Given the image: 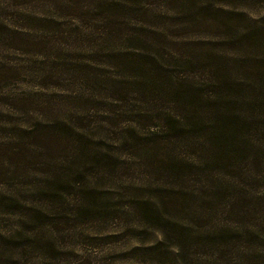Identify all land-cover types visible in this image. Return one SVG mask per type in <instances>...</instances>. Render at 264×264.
Wrapping results in <instances>:
<instances>
[{"label": "rangeland", "instance_id": "1", "mask_svg": "<svg viewBox=\"0 0 264 264\" xmlns=\"http://www.w3.org/2000/svg\"><path fill=\"white\" fill-rule=\"evenodd\" d=\"M184 1L186 14L183 11L169 18L167 13L177 9L179 1L146 0L143 6L132 9L128 26L140 28L139 33L144 32L141 28L162 30L170 49L206 40L209 34L199 20L208 15V5L215 0ZM235 1L243 6L245 19L264 16V0ZM22 7L26 17L27 7ZM88 9L95 12L94 5ZM67 13L66 8L51 10L47 16L54 19L49 25H33L36 31H27L21 20L10 21L9 17L0 27V232L28 227L40 240L51 237L58 251L50 254L60 264H178L174 260L176 249H169L166 255L144 250L161 238L153 228L159 224L153 218L156 210H168L175 219L191 225L194 232L188 239L192 241L205 213L199 212L196 202L192 204L191 195L176 191L184 185L169 174L165 163L188 158V187L203 196H212L210 182L197 177H254L258 175V169L252 167L256 164L248 159L247 151L214 164L206 152L196 150L203 144L204 133H175L165 126L163 117L139 121L130 110L141 99L134 92L137 85L132 73L115 67L102 52H95L113 44H104V24L83 12ZM112 30L131 33L116 24ZM10 36L17 43L10 42ZM111 83L126 87L129 93L125 101L111 97L115 94L111 91L115 88L108 86ZM154 111L153 115L159 112L156 107ZM254 111L253 116L248 115L250 126L242 130L251 129L248 133L253 134L241 145L261 152L255 131L262 125L259 115L264 112ZM107 142L112 148L106 147ZM118 143L123 146L120 156L115 152ZM83 147L90 149V154L72 156L71 161L76 159L72 172L77 167L85 172L67 177L70 173L64 171L62 177H53L47 164L67 161L68 151L75 154ZM109 160L118 165L110 174L102 168ZM203 168L206 171L195 175ZM238 171L243 174L238 175ZM171 192L177 203L160 205ZM205 205L213 207L214 202ZM189 206L193 213L187 210ZM190 245L193 254L186 263L213 261L208 257L217 246ZM222 251L226 255L220 259L228 264L229 253L226 248Z\"/></svg>", "mask_w": 264, "mask_h": 264}, {"label": "trees", "instance_id": "2", "mask_svg": "<svg viewBox=\"0 0 264 264\" xmlns=\"http://www.w3.org/2000/svg\"><path fill=\"white\" fill-rule=\"evenodd\" d=\"M162 1H179L177 9L167 13L169 18L183 14V11L186 14V1ZM218 1L208 5V10L214 11L213 13L200 16L199 23L209 34L205 36L207 39L198 43L184 42L182 47L175 49L165 45L168 37L163 41L165 35L162 30L141 28L144 32L139 33L140 28L128 26L127 17L132 14V9L143 6L146 0H0V16L3 17L0 19V27L5 26L9 17L10 21L21 20L27 31H36L33 25H49L54 18L47 16V13L60 8H66L68 13L83 12L84 16L88 14L93 21L104 24V44L113 42L103 46V51L100 49L95 52H102L101 56L115 64V67H123L132 73L137 85L134 92L141 98L137 106L130 109L134 112L132 115L137 116L139 121L153 116L158 120L163 117L166 120L165 126L176 131L175 133L189 135L196 130L200 134L204 133L203 144L196 150L206 152L214 164L233 160L232 155L247 151L248 159L252 158L254 162L251 163L256 164L252 167L258 169V175L197 177L201 181L205 179V182H210L212 196L197 195L189 189L185 176L190 164L187 163L188 158L165 163L168 164L166 170L169 174L184 185L176 191L191 195L189 200L192 204L196 202L199 212L205 213V217L203 222L199 220L202 224L195 231L196 239L192 241L188 239L194 232L191 225L175 219V214L168 210L159 213L156 210L153 218L159 224L153 228L160 233L161 238L144 250L166 255L169 249H176L175 262L188 264L186 261L191 262L193 254L190 243L196 244L195 247L198 248L212 244L217 248L208 257L213 259L209 264L221 261L220 258L226 255L222 251L225 248L229 253L228 264H264V115H259L263 121H260L262 125L255 131V140L261 152L241 145L253 134L248 133L251 129L242 132L250 126L248 115L253 116L255 109L264 112V16L247 20L243 6L238 5V2ZM219 3L234 4V7L216 5ZM89 5L95 7L93 14L88 9ZM22 6L27 7L26 17L22 14ZM204 9L207 7L201 10ZM112 17H116V20ZM114 24L126 27L131 33L116 34L112 30ZM14 32L11 34H15ZM77 35L79 37L78 33ZM8 39L16 42L12 36ZM118 41L122 43H115ZM110 80L113 79L110 77ZM108 86L115 88L111 90L115 93L111 96L115 101H125L129 93L126 87L116 83ZM154 107L159 112L156 111L153 115ZM157 127L160 128L158 124ZM75 134L81 135L77 132ZM255 140L250 143L252 147L255 146ZM207 143L208 145H204ZM118 145L120 147L115 152L120 156L122 144ZM106 147L112 148L108 142ZM68 153L67 161L47 164L53 177H62L64 171L70 173L67 177L85 172L80 167L72 172L76 159L71 161V157L89 155L90 149L83 147L75 151V154L73 150ZM103 159L106 161L104 157ZM114 165L109 160L102 168H105V173L110 174L111 168H118V165ZM261 165L263 169H260ZM199 171L194 172L195 175L200 176L206 170L203 168ZM213 172L211 171V175ZM237 174L243 173L238 171ZM164 202L167 205L177 203L173 199V192L162 198L160 205ZM205 202H214V206L209 207ZM187 210L193 213L191 206ZM145 213H139V216ZM34 232V229L28 227L0 232V264H60L50 254L58 251L54 240L51 237L40 240Z\"/></svg>", "mask_w": 264, "mask_h": 264}]
</instances>
